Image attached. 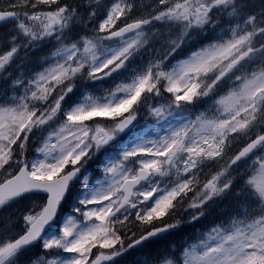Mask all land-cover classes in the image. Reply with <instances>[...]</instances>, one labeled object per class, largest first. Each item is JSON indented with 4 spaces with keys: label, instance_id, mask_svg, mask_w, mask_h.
<instances>
[{
    "label": "snow or ice",
    "instance_id": "snow-or-ice-1",
    "mask_svg": "<svg viewBox=\"0 0 264 264\" xmlns=\"http://www.w3.org/2000/svg\"><path fill=\"white\" fill-rule=\"evenodd\" d=\"M0 264H264V0H0Z\"/></svg>",
    "mask_w": 264,
    "mask_h": 264
}]
</instances>
